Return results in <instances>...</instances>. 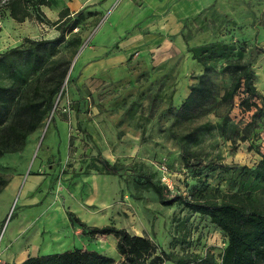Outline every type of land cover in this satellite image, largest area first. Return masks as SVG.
<instances>
[{"label":"rangeland","instance_id":"rangeland-1","mask_svg":"<svg viewBox=\"0 0 264 264\" xmlns=\"http://www.w3.org/2000/svg\"><path fill=\"white\" fill-rule=\"evenodd\" d=\"M49 1L40 8L50 21L62 8L80 11L75 28L66 29L56 54L38 70L40 90L65 71L53 110L20 150L0 157V173L9 179L0 191V264L75 247L121 259L113 235L83 233L68 210L86 226L112 224L149 236L173 258L212 255L219 262L227 241L220 228L180 203L162 204L136 176L163 185L166 199L221 201L241 186L239 167L253 168L264 154V123L246 126L253 107L240 106L241 87L228 110L238 134L230 122L221 127L227 108L220 96L231 75L220 66L228 58L247 60L264 95V6L257 0L249 8H202L174 22L166 12L152 19L140 0ZM30 12L17 21L0 7V51L25 37L57 35L51 22ZM218 43L229 44L227 51ZM210 45L211 56L204 53ZM194 54L206 56L212 68L215 97L178 116L203 69ZM103 158L119 174L106 172ZM253 184L264 191V183Z\"/></svg>","mask_w":264,"mask_h":264},{"label":"trees","instance_id":"trees-1","mask_svg":"<svg viewBox=\"0 0 264 264\" xmlns=\"http://www.w3.org/2000/svg\"><path fill=\"white\" fill-rule=\"evenodd\" d=\"M50 4L49 0H0V7H6L9 14L17 21H23L32 13L39 21L51 22L57 30L52 38H30L23 40L6 50L0 51V157L6 152L20 150L26 136L35 130L42 119L54 108V97L60 91L65 71L61 78L47 81L40 90L39 68L43 67L56 54L59 45L65 40V31H71L77 24L75 13L65 7L59 11L56 20L50 21L44 16L40 6ZM229 44L218 43L222 52ZM213 46V47H211ZM215 45L208 46L204 53L211 56ZM264 52V48H259ZM223 56L224 54H222ZM202 62V72L195 76L196 81L189 87V92L179 105L176 115L190 116L202 109L215 97V85L211 78V66L206 63V56L198 57ZM221 73H229L231 81L224 88L220 101L227 110L222 116L221 127L229 124L228 110L234 96L242 87L246 96L240 99V106L245 110L253 107L247 127L258 122L264 123V95L253 84V70L247 60L228 58L221 66ZM256 99L259 101L257 102ZM53 116L50 117V120ZM232 133L238 134L237 125L230 122ZM246 127V128H247ZM246 128L244 131L247 133ZM223 129V128H222ZM193 133V131H192ZM245 137V136H244ZM182 158L188 161V153L183 150ZM102 168L112 174H119V169L107 159H101ZM238 184L249 182L250 188L239 187L221 201L209 199H188L181 194L166 199V188L155 182L149 175L139 173L136 182L146 184L158 196L162 204L174 202L209 217L226 235L227 241L217 262L212 255H181L173 258L169 252L159 248L149 236L128 232L123 227L112 224L86 226L73 212L67 211L70 221L78 223L82 232L90 236L111 234L116 239V250L120 260L104 255L93 249L75 247L54 253L28 255L19 262L2 264H162L167 260L175 264H264V191L257 192L254 183H264V154L253 168L240 166ZM9 179L0 173V191Z\"/></svg>","mask_w":264,"mask_h":264},{"label":"crops","instance_id":"crops-1","mask_svg":"<svg viewBox=\"0 0 264 264\" xmlns=\"http://www.w3.org/2000/svg\"><path fill=\"white\" fill-rule=\"evenodd\" d=\"M259 1L264 6V0ZM254 2H257V0H246V2L244 0H140L141 6H145L142 8H151L150 16H152V19L158 20V14L166 12L167 19L174 22L178 19H184L202 8H249L248 5H253ZM190 8L195 9L191 11ZM26 257L25 255L16 262Z\"/></svg>","mask_w":264,"mask_h":264}]
</instances>
